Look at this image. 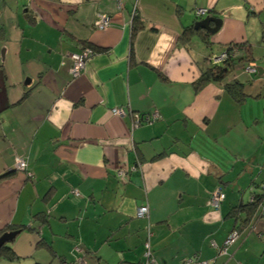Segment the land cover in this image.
<instances>
[{
	"label": "crops",
	"instance_id": "obj_1",
	"mask_svg": "<svg viewBox=\"0 0 264 264\" xmlns=\"http://www.w3.org/2000/svg\"><path fill=\"white\" fill-rule=\"evenodd\" d=\"M207 16L214 34L191 29ZM232 44L247 57L228 76L242 100L196 90ZM83 45L95 54L73 78ZM3 175L0 231L19 233L1 264H143L148 225L157 264H264V218L234 213L264 183V0H0Z\"/></svg>",
	"mask_w": 264,
	"mask_h": 264
},
{
	"label": "built area",
	"instance_id": "obj_2",
	"mask_svg": "<svg viewBox=\"0 0 264 264\" xmlns=\"http://www.w3.org/2000/svg\"><path fill=\"white\" fill-rule=\"evenodd\" d=\"M118 4H119V7H121V2H119ZM194 13H195L196 17H200V16L208 14V11L205 9H196ZM133 16H134V14H132V17ZM109 25H110V17L107 15H101V14L98 15L96 18V21L94 22V27L96 29H99V30L105 29ZM94 54L95 53L92 49L86 47V48H83L79 52L71 53L69 55V58L71 60L69 72L73 78H77L78 76H80L84 72V70L86 68V64L93 57ZM230 56L235 57L236 52L235 51H230V52L225 51V52H222L221 54H219L217 56L212 55L207 60H208L210 66H215V65L222 64ZM242 71L245 74H256L257 68L253 62H248L242 67ZM232 79L233 78H231V80ZM111 113L115 117H121L124 114V112L119 108L113 109L111 111ZM156 117H157L156 114H154L150 117L149 116H143V117L136 116V123L135 124L139 125L140 123H150L151 121L156 119ZM14 165H15L16 170L25 173L26 176H28V177H31V174L29 172H27V162L25 159L17 157L15 159ZM118 173H119V175H122L123 172L119 171ZM223 198H224L223 193H221L220 190H216L211 195L209 202L213 207L217 208L218 204L223 200ZM251 201H253V197L251 198ZM261 215H264V206H262V208H261ZM135 217L137 219H148V206H147V204L141 205L136 209ZM146 234H147V238H146V241L144 242L143 264H157V262L155 261V259L152 256V252H151L150 237H151L152 233H151V230L149 228V225L146 228ZM232 236H235V233L232 234ZM227 244H228V241L224 245L226 246ZM224 249H225L224 247L222 249H220L219 253L223 252ZM75 250H78V249L75 248ZM182 264H212V262L188 259V260L183 261Z\"/></svg>",
	"mask_w": 264,
	"mask_h": 264
},
{
	"label": "trees",
	"instance_id": "obj_3",
	"mask_svg": "<svg viewBox=\"0 0 264 264\" xmlns=\"http://www.w3.org/2000/svg\"><path fill=\"white\" fill-rule=\"evenodd\" d=\"M191 29L194 30L193 26L191 27ZM86 47L92 49L95 53V49L90 45H83L79 51H81L83 48H86ZM240 49L241 47L239 45L232 44L228 46V48L226 49V52L235 51L236 54L237 53L239 54L241 51ZM238 54L235 57L230 56L222 64L210 66L205 71H203L195 83L196 90L201 89L208 83H222L225 90L228 91L230 94H232L235 100L241 101L242 100L241 92H239L240 90L237 88L236 83L234 82L235 79H232V80L228 79V76L233 72L236 66L239 65L242 61L247 60V57L244 56V53H241L240 56ZM138 117H140V115ZM4 178H6L5 175L0 176V181L3 180ZM261 190L262 191L260 192V194L253 196V201H251L248 205L240 206L238 207L237 210H234V213L236 212L238 213L239 210L245 211L247 215V218L245 221L246 224L249 221H251L253 217L256 216L257 214H259L262 218H264V215H261V208L262 206H264V183H262L261 185ZM16 230L17 229L15 228L13 229L12 227L6 228L0 231V235H2L5 232L16 231ZM0 258H4L8 261H12L13 259H16L17 257L15 256L13 250L9 246L4 245L3 247L0 248Z\"/></svg>",
	"mask_w": 264,
	"mask_h": 264
},
{
	"label": "water",
	"instance_id": "obj_4",
	"mask_svg": "<svg viewBox=\"0 0 264 264\" xmlns=\"http://www.w3.org/2000/svg\"><path fill=\"white\" fill-rule=\"evenodd\" d=\"M213 24L211 26L210 24ZM221 20L211 18L209 16L205 17L202 20H199L193 25L194 30H205L208 34L212 35L214 34L220 27ZM19 231H10L5 232L2 235H0V248L6 245L7 243L13 241V239L18 235Z\"/></svg>",
	"mask_w": 264,
	"mask_h": 264
},
{
	"label": "rangeland",
	"instance_id": "obj_5",
	"mask_svg": "<svg viewBox=\"0 0 264 264\" xmlns=\"http://www.w3.org/2000/svg\"><path fill=\"white\" fill-rule=\"evenodd\" d=\"M213 56H214V55H213ZM239 70H240V67H239V69H238V67L235 68V72H237V71H239ZM262 220H264V219H262ZM14 239H15V238H14ZM14 239H13V240H14ZM11 244H12V241L9 242V243H7L6 245H7V246H10ZM0 262H4V261L0 260ZM0 264H1V263H0Z\"/></svg>",
	"mask_w": 264,
	"mask_h": 264
}]
</instances>
